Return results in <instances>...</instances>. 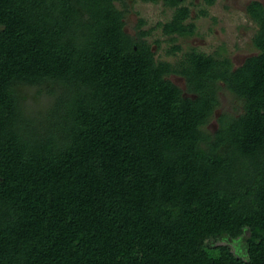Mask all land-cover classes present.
<instances>
[{
    "label": "trees",
    "instance_id": "1",
    "mask_svg": "<svg viewBox=\"0 0 264 264\" xmlns=\"http://www.w3.org/2000/svg\"><path fill=\"white\" fill-rule=\"evenodd\" d=\"M162 2L163 34L195 31ZM127 14L0 0V264H264V6H247L257 53L237 67L158 60ZM222 91L237 107L215 116Z\"/></svg>",
    "mask_w": 264,
    "mask_h": 264
},
{
    "label": "rangeland",
    "instance_id": "2",
    "mask_svg": "<svg viewBox=\"0 0 264 264\" xmlns=\"http://www.w3.org/2000/svg\"><path fill=\"white\" fill-rule=\"evenodd\" d=\"M126 1L128 4V14L125 18L126 30L134 34L138 21L142 19L144 21L142 29H152L147 40L158 60L174 62L184 52L194 48L219 58H229L232 66L237 67L246 57L257 53L252 42L257 25L245 11L246 5L251 0H216L212 6L204 5L202 0H185L184 3L190 6V16L185 23H194L195 31L192 34L173 36H166L162 33L161 27L156 26L158 23L168 21L173 14V9L165 7L162 0L158 2ZM258 1L264 5V0ZM174 45L180 46L181 51H172ZM169 78L180 87H184V80L180 76L170 75ZM220 99L221 105L215 116L224 110L232 111V108L237 107L233 97L227 91L220 93ZM215 116L207 125L211 131L217 126ZM225 241L231 245L235 254L244 256L242 240Z\"/></svg>",
    "mask_w": 264,
    "mask_h": 264
},
{
    "label": "flooded vegetation",
    "instance_id": "3",
    "mask_svg": "<svg viewBox=\"0 0 264 264\" xmlns=\"http://www.w3.org/2000/svg\"><path fill=\"white\" fill-rule=\"evenodd\" d=\"M202 1H203V4H204V5H207V6H212V5L216 2V0H215V2H214L213 4H208V3H205L204 0H202ZM252 1H258V0H251L250 2H252ZM184 2H185V0H181V3L184 4V5H186ZM250 2H248V4H247L246 7H245V9H246V10H245L246 13H247V6L249 5ZM258 2H260V1H258ZM260 3H261V2H260ZM261 4H262V3H261ZM262 5H263V4H262ZM186 6L189 7V9H190V6H189L188 4H187ZM263 6H264V5H263Z\"/></svg>",
    "mask_w": 264,
    "mask_h": 264
}]
</instances>
